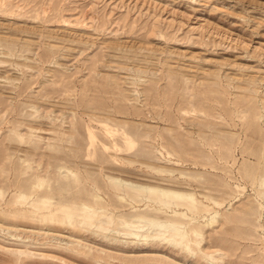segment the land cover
Masks as SVG:
<instances>
[{"label":"rangeland","instance_id":"1","mask_svg":"<svg viewBox=\"0 0 264 264\" xmlns=\"http://www.w3.org/2000/svg\"><path fill=\"white\" fill-rule=\"evenodd\" d=\"M132 165L220 201L221 263L83 228ZM0 264H264V0H0Z\"/></svg>","mask_w":264,"mask_h":264},{"label":"bare ground","instance_id":"2","mask_svg":"<svg viewBox=\"0 0 264 264\" xmlns=\"http://www.w3.org/2000/svg\"><path fill=\"white\" fill-rule=\"evenodd\" d=\"M41 117L42 116L39 115V118ZM22 135L21 132H18L19 137H22ZM130 162L132 163L133 161ZM111 169L113 173L110 172L108 176H113L112 189L113 193L117 194L118 199L110 197V203L112 205L109 206L110 208L106 207L108 203L103 201V198L100 196L93 197L90 203H83L80 207L82 213L81 221L84 224L88 223L83 226V228L86 230L94 229L93 232H98V235H101V237L111 241L113 244L123 243L122 239H125L124 243H132L131 246L140 247L150 244H168L171 248L182 251L183 254L186 253L197 257H206L217 263L223 261V255L206 251L202 246V242L204 241V229L212 227L215 222L220 221V213L213 208L219 207L221 203L214 196H205L204 202L207 204L202 208L204 213L208 214L209 217L205 218L203 215L202 220H198L192 213L195 208L194 203L196 199H194L191 192L188 190L180 191L170 185L166 186L162 184L160 180H164V178L161 175H151L150 177L156 178V181L150 184H142L130 179H122V176L136 174L133 165L132 167H112ZM36 174V178L39 180L38 185H43L44 175L41 174V170H37ZM185 178L174 184L178 186L186 182ZM21 199L24 200L25 196L22 195ZM53 201L54 200L50 202ZM140 202L146 205V207L157 204V209L152 213L137 212L139 211V209H137L139 204L137 203ZM41 203L44 209L47 210L46 213H50V204H48V200L42 198ZM116 205L121 208H125L128 205L130 208L136 209L126 211L127 213L123 215H117L114 208ZM70 215L71 211H66L65 220L69 219ZM168 217H172V219Z\"/></svg>","mask_w":264,"mask_h":264}]
</instances>
